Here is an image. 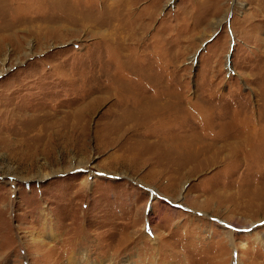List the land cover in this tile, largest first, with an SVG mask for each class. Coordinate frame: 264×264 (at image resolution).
<instances>
[{
    "label": "rangeland",
    "instance_id": "rangeland-1",
    "mask_svg": "<svg viewBox=\"0 0 264 264\" xmlns=\"http://www.w3.org/2000/svg\"><path fill=\"white\" fill-rule=\"evenodd\" d=\"M0 264H264V0H0Z\"/></svg>",
    "mask_w": 264,
    "mask_h": 264
},
{
    "label": "bare ground",
    "instance_id": "bare-ground-1",
    "mask_svg": "<svg viewBox=\"0 0 264 264\" xmlns=\"http://www.w3.org/2000/svg\"><path fill=\"white\" fill-rule=\"evenodd\" d=\"M23 140V139H22ZM263 147V146H262ZM257 153H258V151H257ZM257 155V154H256ZM258 156H259V153H258Z\"/></svg>",
    "mask_w": 264,
    "mask_h": 264
},
{
    "label": "water",
    "instance_id": "water-1",
    "mask_svg": "<svg viewBox=\"0 0 264 264\" xmlns=\"http://www.w3.org/2000/svg\"><path fill=\"white\" fill-rule=\"evenodd\" d=\"M206 42L203 43V45L205 46Z\"/></svg>",
    "mask_w": 264,
    "mask_h": 264
}]
</instances>
